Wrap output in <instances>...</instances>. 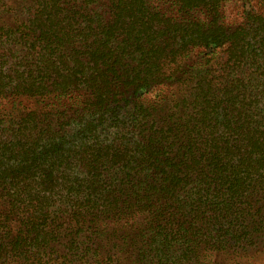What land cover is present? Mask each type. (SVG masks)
<instances>
[{"label":"trees","instance_id":"16d2710c","mask_svg":"<svg viewBox=\"0 0 264 264\" xmlns=\"http://www.w3.org/2000/svg\"><path fill=\"white\" fill-rule=\"evenodd\" d=\"M231 1L0 0V264H108L123 222L145 264L264 235V12Z\"/></svg>","mask_w":264,"mask_h":264},{"label":"rangeland","instance_id":"374dc122","mask_svg":"<svg viewBox=\"0 0 264 264\" xmlns=\"http://www.w3.org/2000/svg\"><path fill=\"white\" fill-rule=\"evenodd\" d=\"M7 3V6H11L15 9L16 14H20L22 9L24 8V0H4ZM259 3V6L256 8L262 10L264 12V4L263 0H253L252 4L256 6ZM239 0H233L226 4L224 9V17L227 25L234 27L242 22V12L240 9ZM11 13V12H10ZM0 24H4L9 26L11 24L10 19L11 15H9V11H0ZM3 50H0V54H2ZM156 91L147 95L146 97L150 100L155 96ZM11 106L9 99L8 100H0V111H8ZM106 232L102 234V236L96 239V247H99L104 262H108V264H145L141 262L143 259L139 258L136 253H134L133 248L130 246L129 240L130 236L135 230L130 228V224L128 223H118L117 225H105L103 227ZM114 230H117V234L112 236ZM115 232V231H114ZM251 248H245L244 250H237V252H227V253H206L205 259L201 258L198 260L199 264H264V235L258 237L255 240ZM58 246V245H56ZM60 250L59 254H62V250L60 246L57 247ZM70 264H78L75 260ZM198 264V263H197Z\"/></svg>","mask_w":264,"mask_h":264}]
</instances>
